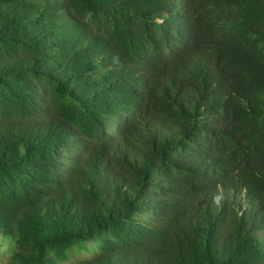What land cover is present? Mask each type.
<instances>
[{"label":"trees","instance_id":"16d2710c","mask_svg":"<svg viewBox=\"0 0 264 264\" xmlns=\"http://www.w3.org/2000/svg\"><path fill=\"white\" fill-rule=\"evenodd\" d=\"M182 16L190 109L153 66ZM0 264H264V0H0Z\"/></svg>","mask_w":264,"mask_h":264},{"label":"clouds","instance_id":"9594fccd","mask_svg":"<svg viewBox=\"0 0 264 264\" xmlns=\"http://www.w3.org/2000/svg\"><path fill=\"white\" fill-rule=\"evenodd\" d=\"M198 34L194 29L189 16H182L174 20L170 26L166 47L169 54L165 55L160 47L162 60L153 65L160 74L163 82L168 87L171 95L180 98L181 103L190 109L199 104L198 96L205 90L208 94H214L216 88L209 85L211 64L206 55L190 56L197 49ZM177 47H182L185 52L178 55ZM177 59H183L185 63H179ZM211 170L201 163L198 167L197 180L199 189L207 191L210 202L218 205L223 198L240 199L241 194H232L233 189H227L217 180V177L209 173Z\"/></svg>","mask_w":264,"mask_h":264},{"label":"rangeland","instance_id":"374dc122","mask_svg":"<svg viewBox=\"0 0 264 264\" xmlns=\"http://www.w3.org/2000/svg\"><path fill=\"white\" fill-rule=\"evenodd\" d=\"M9 245H10V241L9 240H5L4 243H3V245H2V248L5 249Z\"/></svg>","mask_w":264,"mask_h":264}]
</instances>
